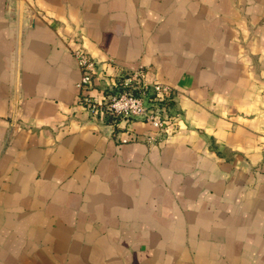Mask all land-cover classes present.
<instances>
[{
  "label": "crops",
  "instance_id": "crops-1",
  "mask_svg": "<svg viewBox=\"0 0 264 264\" xmlns=\"http://www.w3.org/2000/svg\"><path fill=\"white\" fill-rule=\"evenodd\" d=\"M79 44L174 131L90 118ZM0 264H264V0H0Z\"/></svg>",
  "mask_w": 264,
  "mask_h": 264
},
{
  "label": "built area",
  "instance_id": "built-area-1",
  "mask_svg": "<svg viewBox=\"0 0 264 264\" xmlns=\"http://www.w3.org/2000/svg\"><path fill=\"white\" fill-rule=\"evenodd\" d=\"M72 55L81 71L76 87L77 103L93 119L110 117L116 120H141L155 130V137H166L176 127V115L171 112L172 88L169 84L148 80L146 69L117 70L108 83L111 91L97 97L88 93L92 87L99 62L92 57L82 44L72 49ZM116 89L112 91L113 89ZM115 120V121H114ZM123 141H127L123 140Z\"/></svg>",
  "mask_w": 264,
  "mask_h": 264
},
{
  "label": "trees",
  "instance_id": "trees-1",
  "mask_svg": "<svg viewBox=\"0 0 264 264\" xmlns=\"http://www.w3.org/2000/svg\"><path fill=\"white\" fill-rule=\"evenodd\" d=\"M169 105H170V107H171V101L169 102ZM105 121L108 122V123H111V122H112V119H111L110 117H106V118H105ZM114 121H115V120H114ZM117 121H119V120L117 119L115 122H117Z\"/></svg>",
  "mask_w": 264,
  "mask_h": 264
}]
</instances>
